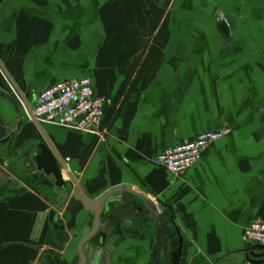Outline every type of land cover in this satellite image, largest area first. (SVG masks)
Returning <instances> with one entry per match:
<instances>
[{
    "label": "crops",
    "instance_id": "crops-1",
    "mask_svg": "<svg viewBox=\"0 0 264 264\" xmlns=\"http://www.w3.org/2000/svg\"><path fill=\"white\" fill-rule=\"evenodd\" d=\"M82 77L109 100L105 140L38 126L22 106L15 131L16 111L0 96V264H79L92 227L82 212L75 228L58 229L68 204L56 207L62 192L38 166L40 144L89 198L132 184L164 216L165 231L146 211L109 224L97 264L241 260L244 230L264 220V0H0V91L32 110L41 90ZM225 126L187 173L156 164Z\"/></svg>",
    "mask_w": 264,
    "mask_h": 264
},
{
    "label": "water",
    "instance_id": "water-1",
    "mask_svg": "<svg viewBox=\"0 0 264 264\" xmlns=\"http://www.w3.org/2000/svg\"><path fill=\"white\" fill-rule=\"evenodd\" d=\"M12 83V81H11ZM13 84V83H12ZM14 86V84H13ZM16 91L18 89L14 86ZM0 96L8 100L14 107L17 119L15 124V131H17L22 124L23 112L21 105L10 94L5 91H0ZM21 97V95H19ZM22 98V97H21ZM23 100V98H22ZM27 112L31 115V109L26 105ZM36 122V121H35ZM38 126L40 124L36 122ZM10 138L4 140L7 142ZM41 155L37 158L39 168H45L50 171L55 180L56 186L61 190L62 194L56 203V207L60 208L64 204H68L66 210L70 215V218L66 224L59 226L58 229H72L77 225V219L80 213H88L84 219L85 224L88 219L92 218L93 224L90 230H87L85 235L80 240L77 250L80 258L79 264H97L98 252L95 256L88 255L85 248L90 244L91 239L99 234V241L101 245L104 243L105 232L109 224L120 219H131L136 213H142L146 211L156 224L162 226L164 230V216L160 212V208L151 198L136 191L132 184H122L110 188L96 199H91L87 196L82 186L78 184L77 179L72 172L69 171L67 166L62 162L61 158L57 155L56 159L52 154V151L47 146L40 144ZM60 162V163H59ZM67 171L70 179L69 185L64 179L63 169ZM133 206V207H132ZM55 210L50 213V219L53 223ZM90 221V220H89ZM173 227L177 231L179 237L180 248H182L184 239L182 231L176 222L174 216L171 217ZM165 231V230H164ZM241 260L235 264H264V245L256 244L252 245L240 255ZM58 264H61L57 260Z\"/></svg>",
    "mask_w": 264,
    "mask_h": 264
},
{
    "label": "built area",
    "instance_id": "built-area-1",
    "mask_svg": "<svg viewBox=\"0 0 264 264\" xmlns=\"http://www.w3.org/2000/svg\"><path fill=\"white\" fill-rule=\"evenodd\" d=\"M109 100L95 93L90 77L58 80L41 90L31 115L39 124H52L105 140L102 118ZM27 109V108H26ZM232 131L230 127L201 133L195 140L174 145L158 154L155 162L175 175L187 173L201 158L206 148ZM244 240L250 246L264 245V220L253 222L244 230Z\"/></svg>",
    "mask_w": 264,
    "mask_h": 264
},
{
    "label": "flooded vegetation",
    "instance_id": "flooded-vegetation-1",
    "mask_svg": "<svg viewBox=\"0 0 264 264\" xmlns=\"http://www.w3.org/2000/svg\"><path fill=\"white\" fill-rule=\"evenodd\" d=\"M97 244H98V246H97L98 247L97 252H98V256H100L102 254V252H103V248L105 246V241H104V243L102 245H101V242L100 241H98ZM98 259L100 260V258H98Z\"/></svg>",
    "mask_w": 264,
    "mask_h": 264
},
{
    "label": "rangeland",
    "instance_id": "rangeland-1",
    "mask_svg": "<svg viewBox=\"0 0 264 264\" xmlns=\"http://www.w3.org/2000/svg\"><path fill=\"white\" fill-rule=\"evenodd\" d=\"M17 101H18V103L22 106V108L25 110V112L27 113V109H26V105H25V103L23 102V100L21 99V97L18 95L17 96Z\"/></svg>",
    "mask_w": 264,
    "mask_h": 264
}]
</instances>
